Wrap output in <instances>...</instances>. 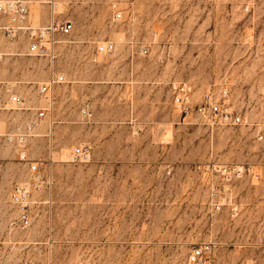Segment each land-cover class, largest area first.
<instances>
[{
    "label": "rangeland",
    "instance_id": "obj_1",
    "mask_svg": "<svg viewBox=\"0 0 264 264\" xmlns=\"http://www.w3.org/2000/svg\"><path fill=\"white\" fill-rule=\"evenodd\" d=\"M56 11L74 30L55 58L20 45L0 62L29 107L0 119V247L41 264H179L211 241L214 264H264V0H68ZM31 14L52 16L40 4ZM108 41L114 50L99 53ZM182 84L188 113L175 103ZM223 87L242 124L201 113ZM45 107L22 162L2 135ZM78 146L91 148L88 161H73ZM32 162L41 189L22 230L11 193ZM217 163L253 174L226 186Z\"/></svg>",
    "mask_w": 264,
    "mask_h": 264
},
{
    "label": "built area",
    "instance_id": "obj_2",
    "mask_svg": "<svg viewBox=\"0 0 264 264\" xmlns=\"http://www.w3.org/2000/svg\"><path fill=\"white\" fill-rule=\"evenodd\" d=\"M68 0H0V62L9 53L6 49L11 46L23 45L26 53L35 57H56V48L74 30L72 20L57 13V8L61 3ZM34 4L44 5L49 8L51 18L48 22H35L31 18V6ZM114 15L120 17L122 14L115 9ZM112 42H105L98 46L99 53H109L114 50ZM147 49H143L146 54ZM62 80L51 78L46 84L38 89L40 98L48 99L49 92ZM192 88L187 84L175 87V103L182 107L185 113L189 112ZM230 90L223 87L220 97L217 99L212 94L205 95V106L200 109L201 113L214 122L220 120H230L233 124L243 123V117L233 114L230 111L229 101ZM26 101L21 97L17 84L0 77V119L7 118L16 121V112L28 111ZM48 107L39 108L35 117L25 121L21 125L14 123L8 131L2 135L5 143L14 147L20 161L30 162L29 143L37 133V125L46 116ZM207 112V113H206ZM260 140H264V134L259 135ZM73 161L86 162L91 157L89 146H78L72 153ZM213 172L223 181V184L230 186L234 182L253 174V168L249 165L237 163H217L211 165ZM209 166V168H211ZM42 174L38 163L32 162L29 166L28 179L25 183H17L11 193V197L18 208L19 228L26 230L31 224L30 201L36 203L37 200H30L31 192L41 189ZM227 194L224 200L232 202L229 187H225ZM220 209V205H216ZM216 244L214 242H200L193 244L185 261L179 264H214ZM3 261H14L11 264H41L39 260L22 256L13 249L4 250L0 247V264ZM246 264H256L254 261Z\"/></svg>",
    "mask_w": 264,
    "mask_h": 264
}]
</instances>
